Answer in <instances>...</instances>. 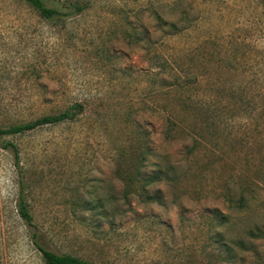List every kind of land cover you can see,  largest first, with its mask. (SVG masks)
Instances as JSON below:
<instances>
[{"label": "rangeland", "instance_id": "374dc122", "mask_svg": "<svg viewBox=\"0 0 264 264\" xmlns=\"http://www.w3.org/2000/svg\"><path fill=\"white\" fill-rule=\"evenodd\" d=\"M80 1L83 14L48 21L0 0V128L84 107L73 121L0 138V264H46L17 215L20 181L37 242L58 254L264 264L226 261L212 219L231 190L264 193V0ZM154 12L182 19V31L164 33ZM161 167L171 181L149 190L163 203L145 202L139 173Z\"/></svg>", "mask_w": 264, "mask_h": 264}, {"label": "trees", "instance_id": "16d2710c", "mask_svg": "<svg viewBox=\"0 0 264 264\" xmlns=\"http://www.w3.org/2000/svg\"><path fill=\"white\" fill-rule=\"evenodd\" d=\"M30 5L43 19L48 21H64L67 18H72L83 14L89 5L80 0L70 1L61 6H51L47 0H23ZM158 26L164 33L176 34L182 31V19L177 22L166 21L162 14L154 12ZM167 29V30H166ZM167 31V32H166ZM83 105L74 104L66 111L58 115H49L38 118L28 123L13 125L10 128H0V138L6 135L25 134L47 125H57L68 121L75 120L78 115L83 112ZM15 153L16 167L21 170L20 156L18 147L14 144H9ZM150 152L148 151V154ZM165 167H161L159 172H140L139 175L144 181L140 188L139 196L145 202L163 203L162 192H151L149 187L154 184L171 181V177L167 174ZM21 188L17 200V215L18 217L32 230V239L35 246L41 252L46 264H89L79 257L69 254H58L37 242L38 228L34 222L33 215L30 211L27 196L26 186L23 181H20ZM133 180L127 181V185H132ZM262 190L253 189H237L228 192L227 210L214 209L212 211V219L215 226L218 228L215 232L214 243L226 255L227 260L231 261L235 257L245 256L250 254L256 262L264 263V251L261 250V242L264 241V193ZM130 195L125 194L124 200L126 203L130 201ZM93 210V209H92Z\"/></svg>", "mask_w": 264, "mask_h": 264}]
</instances>
